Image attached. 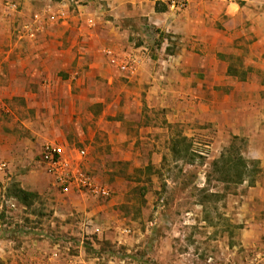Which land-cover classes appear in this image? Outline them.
<instances>
[{"label":"rangeland","instance_id":"374dc122","mask_svg":"<svg viewBox=\"0 0 264 264\" xmlns=\"http://www.w3.org/2000/svg\"><path fill=\"white\" fill-rule=\"evenodd\" d=\"M93 1L0 0V162L13 157L15 168L13 171L8 168L7 173L0 175V264L20 263V256L24 261L28 257L34 262L31 254H25L29 248L26 236L49 244L56 240L55 236L70 238L71 251L80 255L82 250L83 261L79 264H264V160L245 155L249 168L255 166L256 171H250L242 183L220 179V172L212 162L221 154L214 155L208 139L191 131L190 126L176 123L168 125L169 131H149L151 123H162L163 111L149 106L147 83L140 89L129 77L114 70L120 81L110 84L107 77L96 73L97 67L90 63L79 65L80 71L83 68L91 71L92 87L99 90L98 97L105 101L93 106L97 112L92 122L95 142L80 141L78 137L74 140L76 129L65 127L70 140L68 150L64 151L67 156L64 155L107 185L111 190L108 198L76 190L77 196H67L45 171L40 150L33 146L43 148L52 141L45 139L38 144L39 135L33 130L38 127L34 125L38 105L34 102L42 104V119L43 114L51 113L47 108L52 100L44 94L35 100L25 92L38 84L32 79V72L45 68L68 77L72 67L68 61L63 65L58 63L54 53L46 58L49 55L43 50L53 52L59 47L67 51L77 42L86 43L81 49H72L88 55L94 63L99 58H108L106 49L115 50L107 42L120 45L124 41L138 46L145 40L149 58L165 56L161 43L169 34L152 25L144 26V35L134 29L125 31L123 25L105 26L104 21L90 25L87 13L95 7L104 9L102 0ZM60 9L64 10L61 15ZM37 13L40 17H36ZM50 14L56 16L51 18ZM227 18L223 11L218 25L223 26ZM94 28L98 39L90 37ZM39 40L43 47L35 46ZM58 41L63 42L62 47ZM40 55L44 61L36 60ZM59 97L69 104V97ZM59 97L54 96L53 100L56 102ZM137 101L141 102V111H137ZM126 103L130 104L128 132L120 135V141L110 142L109 136L101 133L104 130L99 121L101 118L112 122L126 120L128 117L123 112L104 114L109 105L113 104V110L115 105L121 108ZM57 115L68 122L71 112L67 109L52 114L54 118ZM163 124L167 126L164 121ZM108 129L119 131L115 124ZM125 130L120 126V133ZM181 135L189 139L190 158L172 149L173 138ZM235 137L231 144L234 142L239 152H244L247 139ZM82 148L86 154L80 157L78 151ZM17 154L21 157L15 159ZM19 174H29L31 177L26 179L36 178L43 184L41 192L30 190L37 195L27 203L13 193L15 184L22 187ZM249 180H255L254 184L250 185ZM49 187H56L57 194L49 192ZM251 187L260 189V193H252ZM3 193L17 198L19 207L10 211L1 207ZM60 200L77 201L72 212L63 218L55 215ZM88 220L100 226L102 232L87 235L84 222ZM23 226L32 229L24 231ZM10 248L13 253L6 255Z\"/></svg>","mask_w":264,"mask_h":264},{"label":"crops","instance_id":"0c3cea01","mask_svg":"<svg viewBox=\"0 0 264 264\" xmlns=\"http://www.w3.org/2000/svg\"><path fill=\"white\" fill-rule=\"evenodd\" d=\"M102 1L100 3L95 0L103 4L104 9L95 7L93 12L87 13L90 25L104 21L105 26L123 25L125 31L134 29L142 35H144V26L152 25L169 34V37L164 38L161 43L165 56L149 58L146 55L148 47L145 45V40L138 46H132L124 41L120 42V45L118 42H107V46L111 45L115 48V50L106 49L112 50L113 58L117 60L115 62L109 54H107L108 58H99L94 63L92 62L94 59L88 55L84 53L79 55L77 50L86 44L82 42V44H79L80 42L73 44L67 51L59 47L53 52L43 50L47 52L46 56L49 55L46 58L54 53L55 59L61 65L68 61L72 70L68 77H63L54 70L46 71L45 68L32 72V79H36L38 84L35 88L27 89L25 94L34 97L35 100H37L36 96L44 94L50 96L49 100H52L48 103L49 109L47 108L51 113L46 116L43 114L42 119H40L42 104L40 101L34 102V105H38V119H35L36 124H34L38 127L33 128L39 135L38 144L50 139L67 156L64 151L69 148L70 138L65 127L76 129L73 132V135H76L74 140L78 137L80 141L95 142L96 130L92 122L97 112L94 111L93 106L94 103L104 102L105 99L98 97L99 90L96 91V88L92 87L94 82L90 81L91 71L84 68L79 70L80 64L90 63L97 67V74L108 78L110 84L120 81L121 74L129 77L130 81L139 85L140 89H144L143 86L148 84V104L163 111V121L167 125L163 127L165 126L163 121L159 124L151 123L149 131L163 129L169 131L168 125L185 124L190 126L191 131L208 139L206 141L212 147L214 155L218 152L221 154L222 149L231 144L234 136L238 139L245 137L248 145L246 150L241 152L242 155L245 158H247L245 155L251 157L249 159L264 160V0H192L188 8L179 13L156 8L158 1L167 4L168 0ZM223 11L228 18L223 26H219L217 20ZM61 13H64V10L60 9L58 14ZM102 15L109 17L105 18ZM96 31L95 28L91 30L90 37L93 39L99 35ZM58 43L62 47L63 42L58 41ZM35 46L43 47L44 44L39 40L38 45ZM72 47L77 50H73ZM40 59L43 60V55L38 56L36 60L40 62ZM124 59L133 62L134 71L120 69L118 62H123ZM158 61L162 63L160 66L155 64ZM114 70L120 75H115ZM54 96H67L70 102L69 104L63 102L61 97L55 102ZM137 102V111H141L139 108L141 102ZM119 104L115 105L113 110L111 109L113 104L109 105L105 108L104 114L116 115L123 112L125 117H128L130 104L126 103L121 108ZM67 109L71 112L68 122H64L65 119L61 116L57 115L55 118L52 116L54 111L59 113ZM128 119L129 117L126 120L119 119L112 122L101 118L99 126L104 130L101 133L109 136L110 142H115V139L120 141V135L128 132ZM114 124L119 128L118 133L108 129ZM120 126L126 130L120 133ZM33 147L41 153L42 148H38L37 145ZM19 156L20 154H17L15 159ZM13 159L12 157L6 160L8 166L5 171L0 172V175L7 173L8 168L11 171L15 169ZM28 175H18L22 187L43 191L41 181L36 178V180L26 179L31 177ZM47 189L53 194L58 192L56 187ZM251 189H254L252 191L254 194L261 191L256 187ZM75 194H77L75 190L65 193L67 196H77ZM76 204L75 200L58 201L55 215L63 218L72 212V207H76ZM38 235L44 236V234ZM26 237L29 248L25 254H31L34 262L28 260V257L24 261V257L20 256L21 262L17 264H66L68 260L79 264L83 261L80 258L82 250L80 255L74 254L71 249L64 250L63 254L56 258L52 256L55 250L53 243L56 240L50 245L46 240ZM8 253L12 254L13 250L10 248L5 251L6 255Z\"/></svg>","mask_w":264,"mask_h":264},{"label":"built area","instance_id":"2783aa9c","mask_svg":"<svg viewBox=\"0 0 264 264\" xmlns=\"http://www.w3.org/2000/svg\"><path fill=\"white\" fill-rule=\"evenodd\" d=\"M192 0H168L167 6L169 10L179 13L188 8ZM36 17H40L36 14ZM51 18L55 16L50 14ZM112 57V61H117L112 52V50L106 51ZM120 69L124 71H134V64L129 59H124L123 62H118ZM79 156L83 157L86 154L84 148L78 151ZM40 161L43 163L45 171L49 174L55 185H57L62 192H69L71 190H76L81 193H88L93 196H99L103 198H108L110 196L111 190L107 185L98 182L94 177H92L87 172L83 171L80 165L74 164L72 160L67 158L61 148L52 143H46L40 153ZM8 163L3 161L0 163V172L5 171ZM6 207L8 211L15 210L19 207V201L15 197H9L5 193L1 197V207ZM24 231H29L32 228L30 226H23ZM84 231L87 235L89 234H99L102 232L100 226H94L91 220L84 222ZM58 237V238H57ZM56 241L54 243L53 257H59L63 254L64 250H70L72 242L70 238L65 236H55ZM66 264H74L72 260H68Z\"/></svg>","mask_w":264,"mask_h":264},{"label":"trees","instance_id":"16d2710c","mask_svg":"<svg viewBox=\"0 0 264 264\" xmlns=\"http://www.w3.org/2000/svg\"><path fill=\"white\" fill-rule=\"evenodd\" d=\"M156 8L158 10H166L168 6L157 2ZM238 139V137H235ZM172 149L178 155L190 156L191 145L187 136H178L172 140ZM233 142L221 155L213 160L212 165L220 172V179L232 181L235 183H242L248 178L250 171L255 172L256 167L250 169L249 159L245 158ZM255 180H249V184L253 185ZM14 195L18 197L21 202L27 203L32 196L37 195L35 192L20 187L19 184L14 185Z\"/></svg>","mask_w":264,"mask_h":264}]
</instances>
